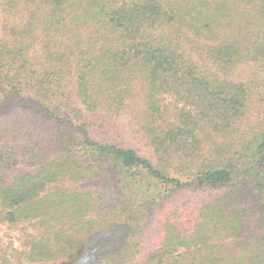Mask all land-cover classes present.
<instances>
[{"label": "trees", "instance_id": "trees-1", "mask_svg": "<svg viewBox=\"0 0 264 264\" xmlns=\"http://www.w3.org/2000/svg\"><path fill=\"white\" fill-rule=\"evenodd\" d=\"M11 108L0 264H264V0H0Z\"/></svg>", "mask_w": 264, "mask_h": 264}, {"label": "rangeland", "instance_id": "rangeland-1", "mask_svg": "<svg viewBox=\"0 0 264 264\" xmlns=\"http://www.w3.org/2000/svg\"><path fill=\"white\" fill-rule=\"evenodd\" d=\"M252 71L251 66L249 64L246 65H239L237 69V73H242L244 77L250 76ZM132 103L129 111L127 112L126 116H128L127 121L124 123H130L132 122V118L136 117L137 110L135 106H138L134 100H131ZM3 120H25V122H30L32 120H29L28 117L25 115V112L21 108H11L8 111H5L3 115H1L0 119ZM127 128V127H126ZM194 195H185V196H178L181 199L188 200V199H194ZM201 196V193H198L195 198H198ZM202 198V197H201ZM154 222L152 221L150 230L154 229ZM29 231V230H27ZM24 238L20 230L8 227L6 225L0 226V245L2 248V251H6L9 248H17L20 249L23 246ZM4 255V254H3Z\"/></svg>", "mask_w": 264, "mask_h": 264}]
</instances>
